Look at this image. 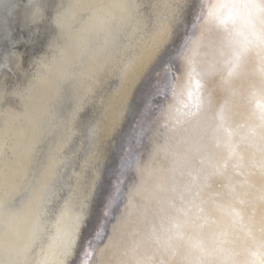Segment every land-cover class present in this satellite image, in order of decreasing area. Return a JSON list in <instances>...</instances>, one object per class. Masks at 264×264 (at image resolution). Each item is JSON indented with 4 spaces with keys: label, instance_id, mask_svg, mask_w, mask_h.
<instances>
[{
    "label": "bare ground",
    "instance_id": "1",
    "mask_svg": "<svg viewBox=\"0 0 264 264\" xmlns=\"http://www.w3.org/2000/svg\"><path fill=\"white\" fill-rule=\"evenodd\" d=\"M29 2L0 95V264H264V0Z\"/></svg>",
    "mask_w": 264,
    "mask_h": 264
},
{
    "label": "water",
    "instance_id": "2",
    "mask_svg": "<svg viewBox=\"0 0 264 264\" xmlns=\"http://www.w3.org/2000/svg\"><path fill=\"white\" fill-rule=\"evenodd\" d=\"M29 1L30 0H0V43L2 44V42L4 41H7L6 43H8L7 45L5 44L3 48H1L0 45V95L2 94L4 85L8 81L14 82L19 76L17 71L18 68L16 66L21 57L18 55V52H16L15 50H10L8 54L5 53L8 51L7 49L10 48L11 43H13H10L11 37L15 38V41L18 38H21V31L23 27L22 20L24 16L28 13L29 8L27 7L28 5H30ZM18 25L21 29H18L17 31L16 26ZM12 28L14 29V34H11L10 32ZM168 55L170 56L169 61H171L170 59L173 60L175 55L173 56L171 55V53ZM154 79H156V77H154ZM157 85V82H153L152 84L148 82L146 86L142 85L143 87H140L138 92L139 99L133 107L134 113L131 115L132 117L134 116L137 110L139 120V118H141L142 112H144V109L151 105V99H154L153 97H155L156 94L158 95V97L160 96L158 94L159 91L157 89ZM141 98H144L146 100L144 104L139 103V100ZM148 101L151 102L149 103ZM132 117H130V119H132ZM130 119L126 123L127 125L125 127V136L120 141L122 145L119 144L121 146V149L112 151L111 159L105 169V174L103 172L102 186L99 188L98 193L94 198L92 214L85 229V233H87L88 235L87 244L93 242V240H95L94 238H96V235H100L98 234V230L101 226V222L102 226H104V222H106L104 218H107V216H109V211L108 213H106V210H111L112 205L114 203L115 194L119 195V190L121 188L120 180L124 175L125 164L131 158L132 155L131 145L134 139V128L137 126L135 123V119L133 123L131 122L132 124L130 123Z\"/></svg>",
    "mask_w": 264,
    "mask_h": 264
}]
</instances>
